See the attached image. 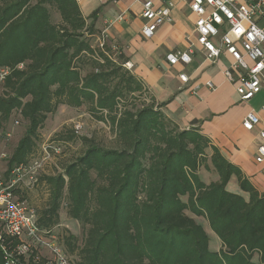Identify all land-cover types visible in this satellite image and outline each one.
<instances>
[{
    "label": "trees",
    "instance_id": "trees-1",
    "mask_svg": "<svg viewBox=\"0 0 264 264\" xmlns=\"http://www.w3.org/2000/svg\"><path fill=\"white\" fill-rule=\"evenodd\" d=\"M96 34L77 0H0V66L10 69L0 128L13 113L26 123L6 171L40 155L39 130L60 105L84 106L113 133L111 147L67 126L54 134L51 141L84 148L39 176L48 197L38 224H58L64 204L83 225L81 243L68 231L61 240L73 264H264V192L199 127L169 120L116 44L100 47ZM200 168L216 179L204 181ZM231 177L247 199L227 189ZM196 217L218 237V250Z\"/></svg>",
    "mask_w": 264,
    "mask_h": 264
},
{
    "label": "crops",
    "instance_id": "crops-1",
    "mask_svg": "<svg viewBox=\"0 0 264 264\" xmlns=\"http://www.w3.org/2000/svg\"><path fill=\"white\" fill-rule=\"evenodd\" d=\"M77 1L87 22L92 21L97 29L93 41L98 42L103 35L106 42L116 44L129 62L131 72L143 81L148 95L164 115L180 129L199 127L221 154L239 166L259 192H264L263 164L255 161L256 147L261 142L259 131L264 130V89L249 100H240L235 84L227 81L223 73L231 57L222 52L214 63L205 59L204 51L196 42V15L190 9V0H170L173 3L171 22L159 25L150 38L141 32L145 20L139 0ZM162 1L165 0H154V3ZM259 23L264 26V19ZM191 43L197 50L190 55L188 63L172 65L166 60L167 53L186 51ZM181 73L187 75V82L181 81ZM208 81L213 88L207 87ZM250 111L260 118L252 131L242 127ZM215 179L213 176L211 180ZM226 187L248 198L235 177L230 178ZM205 223L208 226L206 220ZM220 246L218 239L215 250Z\"/></svg>",
    "mask_w": 264,
    "mask_h": 264
},
{
    "label": "built area",
    "instance_id": "built-area-1",
    "mask_svg": "<svg viewBox=\"0 0 264 264\" xmlns=\"http://www.w3.org/2000/svg\"><path fill=\"white\" fill-rule=\"evenodd\" d=\"M139 1L141 16L145 20L141 32L150 38L159 25L171 22L173 3L170 0L159 4L154 0ZM189 6L196 15V42L204 51L205 59L214 63L222 52L231 57L223 73L227 81L235 84L240 100H249L263 90L264 26L259 22L264 19V0H190ZM105 41L102 35L98 45L102 47ZM195 50L197 46L191 43L186 51H172L165 58L172 65L186 64ZM124 66L129 68V62ZM21 67L19 64L18 68ZM9 72L8 67L0 66V88ZM179 78L183 82L188 80L184 73L179 74ZM206 85L214 87L209 81ZM259 123V116L250 111L244 117L242 127L252 131ZM80 126L75 124L74 131L78 132ZM9 136L7 129L0 128V138ZM259 137L261 142L256 147L255 161L263 164L264 175L263 129L259 131ZM60 152L58 144L46 141L39 156L0 172V252L3 264H73L52 229L42 228L34 207L19 197L24 188L37 184L52 153Z\"/></svg>",
    "mask_w": 264,
    "mask_h": 264
},
{
    "label": "rangeland",
    "instance_id": "rangeland-1",
    "mask_svg": "<svg viewBox=\"0 0 264 264\" xmlns=\"http://www.w3.org/2000/svg\"><path fill=\"white\" fill-rule=\"evenodd\" d=\"M96 39V38H94ZM94 43H98L95 42ZM17 121V122H16ZM80 124V129L75 132L74 125ZM63 126H67L72 129L75 134L79 136H85L87 138L94 139L100 145L105 147L114 146L113 133L109 125L103 121H99L92 117L86 110L84 106L79 108L67 107L64 105L58 106L57 110L47 116V119L43 127L39 130V140H38V152H41V146L46 141H51L54 134L62 129ZM5 128L9 131V137L0 138V172L6 169L7 159L10 156L12 150L14 149L18 139L24 134L26 123L21 120L19 114L13 113L10 119L7 121ZM61 148L59 154H53L46 160L43 168V173L53 174L61 170V165L63 163L69 162L74 159L84 148V144L80 140H75L73 142H59L54 141ZM3 155V156H2ZM200 177L208 182L213 176L217 177L213 172L206 171L204 168L199 170ZM24 193V199L34 207L37 211L41 210L45 205V201L48 197V192L43 184L37 183L28 188H24L21 191V195ZM189 213V212H187ZM190 214V213H189ZM196 220L202 224L206 233L209 236V247L211 250H215L217 247L218 237L209 230V227L205 223L202 217H196ZM53 234L62 243V237L66 231L74 234L78 238V242L81 243L84 235L83 225L66 214L65 205L62 204L59 209V222L52 228ZM70 256V255H69ZM73 261L74 257L70 256Z\"/></svg>",
    "mask_w": 264,
    "mask_h": 264
}]
</instances>
